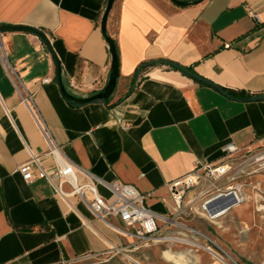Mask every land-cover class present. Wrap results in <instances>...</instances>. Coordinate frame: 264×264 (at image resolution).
<instances>
[{
	"label": "crops",
	"instance_id": "0c3cea01",
	"mask_svg": "<svg viewBox=\"0 0 264 264\" xmlns=\"http://www.w3.org/2000/svg\"><path fill=\"white\" fill-rule=\"evenodd\" d=\"M106 2L0 0V26L44 33L68 93L87 97L109 75L110 54L100 30ZM106 33L117 47L119 72L111 107L68 105L42 42L28 33L0 34V264H60L130 240L94 218L77 197L60 200L46 181L27 183L16 171L30 155L39 156L45 169L53 167L40 128L21 102L23 92L32 95L50 137L79 169L152 194L148 209L178 223L190 217L196 227L206 219L191 203L199 189L188 192L175 217L167 184L190 173L196 162H216L228 143L244 150L264 145V101L230 98L166 66L149 69L139 83L133 78L139 64L169 60L193 67L219 88L264 94V0H205L188 7L168 0H114ZM96 189L109 198L103 186ZM249 195L208 221L234 227ZM251 202L263 223L264 212Z\"/></svg>",
	"mask_w": 264,
	"mask_h": 264
},
{
	"label": "built area",
	"instance_id": "2783aa9c",
	"mask_svg": "<svg viewBox=\"0 0 264 264\" xmlns=\"http://www.w3.org/2000/svg\"><path fill=\"white\" fill-rule=\"evenodd\" d=\"M21 102L28 107L40 128L47 144L46 155L53 161L52 170L49 171L41 165L39 156L30 155L16 168L25 182L44 180L53 195L65 202L70 197H77L94 218L131 242H150L169 227H182L174 218L159 216L146 207L145 202L152 194L140 193L134 186L123 184L117 179L106 183L79 169L50 137L33 107L32 95L23 92ZM122 128L125 130L127 125ZM221 153L216 162H196L190 173L167 184L176 210L175 217L182 214L184 199L194 189L199 191L191 203L198 205L201 216L210 221L243 204L249 190L254 196L256 211L264 212V145L253 143L244 150L228 143L222 147ZM78 174L81 179L77 178ZM252 178H255L254 183L250 181ZM97 185L109 192V198L98 194ZM109 218L119 220L123 225L113 224ZM189 231L217 247L202 233L193 229Z\"/></svg>",
	"mask_w": 264,
	"mask_h": 264
},
{
	"label": "rangeland",
	"instance_id": "374dc122",
	"mask_svg": "<svg viewBox=\"0 0 264 264\" xmlns=\"http://www.w3.org/2000/svg\"><path fill=\"white\" fill-rule=\"evenodd\" d=\"M250 181L254 183L255 178ZM248 199V207L237 214L234 227L224 228L223 221L214 224L207 219L201 221V227H196L189 222V217L179 222L182 227H169L153 241L129 240L101 254L76 258L66 264H173L163 253L172 255L181 264H264V221L260 223L249 207L254 196L249 195ZM189 229L202 233L218 248ZM180 238L192 243H183Z\"/></svg>",
	"mask_w": 264,
	"mask_h": 264
},
{
	"label": "water",
	"instance_id": "95a60500",
	"mask_svg": "<svg viewBox=\"0 0 264 264\" xmlns=\"http://www.w3.org/2000/svg\"><path fill=\"white\" fill-rule=\"evenodd\" d=\"M172 4L178 7H188L190 5H197L205 0H168ZM114 0H107L105 10L103 12L101 22H100V30L102 33V36L108 46V51L110 54V70L107 82L105 86L100 89L96 94H93L91 96L87 97H76L66 90L63 81H62V75H61V66L60 62L51 46L50 40L48 37L42 33L40 30H37L35 28H30L27 26H0V34L3 33H28L36 36L44 45L47 52L50 55L53 67H54V76L53 80L58 88V91L60 93L61 98L64 100L65 103H67L70 106L73 107H84L91 104H101L104 103L107 99L110 98L112 93L115 90L119 72H118V58H117V52L115 50V44L114 41L107 35L106 33V23L107 18L109 15V12L112 8ZM262 97H264V94H262Z\"/></svg>",
	"mask_w": 264,
	"mask_h": 264
},
{
	"label": "trees",
	"instance_id": "16d2710c",
	"mask_svg": "<svg viewBox=\"0 0 264 264\" xmlns=\"http://www.w3.org/2000/svg\"><path fill=\"white\" fill-rule=\"evenodd\" d=\"M115 50L117 52L116 45H115ZM162 66H166L167 68L171 70L178 71L182 75L188 76L200 84L215 87L230 98L241 99L244 101H264V97H262V94H249V93L246 94L242 91L234 92L230 90H225L223 88H219L218 86H215L211 84L210 82L198 77L195 74L193 67H183L169 60H154V61H149V62H143L136 67L134 74H133V78L136 80V83H139L141 80H143L146 77V73L149 71V69L156 68V67H162ZM109 102H110V98L107 99L104 103L107 104L108 107H111L112 105H109Z\"/></svg>",
	"mask_w": 264,
	"mask_h": 264
},
{
	"label": "bare ground",
	"instance_id": "6f19581e",
	"mask_svg": "<svg viewBox=\"0 0 264 264\" xmlns=\"http://www.w3.org/2000/svg\"><path fill=\"white\" fill-rule=\"evenodd\" d=\"M221 216H223L222 214H220ZM221 216H219L218 218H220ZM185 229V228H184ZM169 241H172V240H169ZM179 241H181V242H183V243H192V242H189V241H187V240H185V239H183V238H180V240ZM163 257L168 261V262H171V263H173V264H181L180 263V261L179 260H177L175 257H173L172 255H169V254H167V253H163ZM216 258L217 259H219L220 261L222 260L219 256H216ZM222 262V261H221Z\"/></svg>",
	"mask_w": 264,
	"mask_h": 264
}]
</instances>
